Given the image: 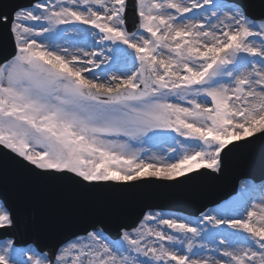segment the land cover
<instances>
[{"label":"snow or ice","instance_id":"1","mask_svg":"<svg viewBox=\"0 0 264 264\" xmlns=\"http://www.w3.org/2000/svg\"><path fill=\"white\" fill-rule=\"evenodd\" d=\"M0 150L81 197L261 167L197 216L45 245L0 199V264H264V0H0Z\"/></svg>","mask_w":264,"mask_h":264},{"label":"water","instance_id":"2","mask_svg":"<svg viewBox=\"0 0 264 264\" xmlns=\"http://www.w3.org/2000/svg\"><path fill=\"white\" fill-rule=\"evenodd\" d=\"M144 202L137 197H121L118 202L109 209L107 214L102 218H97L92 221L93 224H104L112 233H115L116 228L121 223H130L139 217L142 211Z\"/></svg>","mask_w":264,"mask_h":264},{"label":"bare ground","instance_id":"3","mask_svg":"<svg viewBox=\"0 0 264 264\" xmlns=\"http://www.w3.org/2000/svg\"><path fill=\"white\" fill-rule=\"evenodd\" d=\"M172 215H174V214H172ZM176 216H183V217H185L184 215H176Z\"/></svg>","mask_w":264,"mask_h":264}]
</instances>
